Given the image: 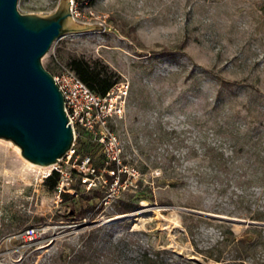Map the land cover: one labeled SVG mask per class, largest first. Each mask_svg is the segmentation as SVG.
Segmentation results:
<instances>
[{
	"label": "rangeland",
	"instance_id": "obj_1",
	"mask_svg": "<svg viewBox=\"0 0 264 264\" xmlns=\"http://www.w3.org/2000/svg\"><path fill=\"white\" fill-rule=\"evenodd\" d=\"M58 2L17 9L49 14ZM73 9L101 29L62 36L42 64L57 73L55 59H97L128 85L123 114L108 120L126 176L110 182L99 170L103 206L75 220L44 185L51 166L0 139V264H264V225L248 223H264V0H73ZM83 143L96 142L76 130L64 171L88 156ZM212 146L230 156L228 169L203 160ZM71 178L67 193L87 191ZM128 202L135 209L119 213ZM29 227L38 237L27 243Z\"/></svg>",
	"mask_w": 264,
	"mask_h": 264
},
{
	"label": "water",
	"instance_id": "obj_2",
	"mask_svg": "<svg viewBox=\"0 0 264 264\" xmlns=\"http://www.w3.org/2000/svg\"><path fill=\"white\" fill-rule=\"evenodd\" d=\"M17 2L0 0V139L11 141L28 162L50 167L71 150L74 136L42 57L62 36L101 26L77 22L71 0H59L49 14H23Z\"/></svg>",
	"mask_w": 264,
	"mask_h": 264
},
{
	"label": "built area",
	"instance_id": "obj_3",
	"mask_svg": "<svg viewBox=\"0 0 264 264\" xmlns=\"http://www.w3.org/2000/svg\"><path fill=\"white\" fill-rule=\"evenodd\" d=\"M71 12L74 17L73 0H71ZM59 66V71L53 75V79L61 91L64 100V111L68 122L72 128L73 136H76V130H83L89 133L95 142L100 146L104 156L105 163H115L120 170L121 166V148L116 135L112 132L108 120L113 117H120L125 108V98L128 85L125 82L115 84L104 96H99L91 91L64 63L55 59ZM74 145V142H73ZM74 153L71 150L65 157H70ZM51 166V171L59 174V180L56 186V195L71 191V171L66 172L62 169L61 161ZM90 159L85 156L82 163H78L77 172L82 173L81 184L86 190L97 188L101 185L100 180L90 166ZM85 172H88L87 175ZM113 173V172H112ZM118 182V178L116 180ZM104 188L102 184L99 186ZM38 237V231L35 227H29L22 233V239L27 242H33Z\"/></svg>",
	"mask_w": 264,
	"mask_h": 264
},
{
	"label": "trees",
	"instance_id": "obj_4",
	"mask_svg": "<svg viewBox=\"0 0 264 264\" xmlns=\"http://www.w3.org/2000/svg\"><path fill=\"white\" fill-rule=\"evenodd\" d=\"M69 69H71L75 75L95 94L99 96H104L106 92H108L115 84L119 83L120 77L119 74L113 69L109 68L108 65L103 63L100 60H90L85 59L84 57L79 56H69L63 62ZM46 69L54 75L55 73L48 67ZM243 82L238 83L237 81H225L219 79V84L221 87L228 89L237 84H241ZM259 93L258 90H256ZM260 94V93H259ZM112 129L113 126L109 125ZM88 143H83V146L86 147ZM90 147L89 152L85 151L84 155L89 156L91 162L93 161L94 155L99 150L102 155H98V162L94 164L95 174H99V170L105 169L104 176L110 182H113L114 178H118V182H122L125 179L126 173L124 171L118 172V167L115 163H105V157L100 146L97 143H89L87 145ZM87 147V148H88ZM78 150V149H77ZM75 151V149H74ZM78 152V151H77ZM229 158L230 156L226 155L220 147L212 146L206 149L203 160H209L210 163L214 166H218V164H223L227 169L229 167ZM218 168V167H217ZM110 171L113 172L110 174ZM72 173L78 174L79 177L82 176V173L77 172L72 169ZM117 174V175H116ZM203 175H209V173L204 172ZM212 179L217 177L216 171L213 172V176H210ZM59 180V174L55 171H52L44 180V185L48 190L54 191L56 189L57 183ZM104 188H93L87 190L86 192L80 194L76 193V195L69 194L67 192L63 193V200L67 201L68 204L65 205L64 212H71L75 217V220L85 218L88 213L92 211L100 210L102 205V200L104 197L103 194ZM137 205L131 202L122 203L119 205V213H128L133 211ZM252 220H261L257 217L251 218ZM89 234H93L92 232ZM83 252V251H82Z\"/></svg>",
	"mask_w": 264,
	"mask_h": 264
}]
</instances>
